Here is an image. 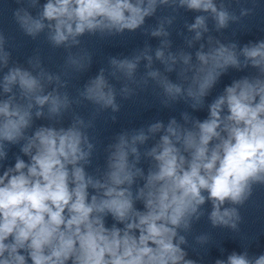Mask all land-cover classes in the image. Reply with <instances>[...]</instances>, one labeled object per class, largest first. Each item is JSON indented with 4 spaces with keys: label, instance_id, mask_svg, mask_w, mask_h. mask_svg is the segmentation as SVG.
Here are the masks:
<instances>
[{
    "label": "clouds",
    "instance_id": "1",
    "mask_svg": "<svg viewBox=\"0 0 264 264\" xmlns=\"http://www.w3.org/2000/svg\"><path fill=\"white\" fill-rule=\"evenodd\" d=\"M174 3L176 0H47L39 18L23 8L14 15L27 35L35 37L47 27L48 39L60 46L79 43L76 38L85 32L134 31L158 5ZM178 3L188 10L210 13L218 29L236 19L214 0ZM188 27L199 40L202 31H208L206 17L196 16ZM151 35L168 33L161 25ZM216 45L207 51L201 45L195 63L190 62L191 55H181L185 65L181 74L189 81L187 96L195 101L192 107L203 105L229 67L251 66L259 69V75L225 86L208 105V117L203 121L193 120L187 127L170 120L159 142L147 152L154 160L147 174L136 166L140 159L136 145L148 139L143 131L130 141L124 135L119 137L111 146L114 150L107 170L99 178L85 171L93 145L77 127L82 121L67 129L40 126L27 134L34 108L36 117L43 115L46 105L49 114H59L68 107V97L55 90L45 94L44 81L51 82L53 77L43 71L33 75L18 66L8 69L0 81L6 94L0 99V160L7 156V144L21 141L20 151L28 160L17 156L14 167L0 175V264H196L186 259L181 245L187 241L178 230H188L192 218L203 215L198 210L206 201L212 204L209 219L214 227L237 228L241 220L238 209L222 210V206L226 202L243 205L253 195V185L264 186V40L245 45L239 52L235 44L216 41ZM156 57L168 64L162 50L156 51ZM8 59L0 37V68L7 67ZM147 59L151 62L150 56ZM175 59L168 57L173 63ZM138 60L112 59L111 64L131 78ZM34 66H39L38 60ZM167 70H172L171 64ZM149 76L160 77L171 99L182 94L180 85L159 72L151 71ZM84 95L116 109L103 69ZM184 120L187 124V115ZM162 127L157 123L149 131L155 133ZM130 155L135 157L131 162ZM137 203L143 205L142 210ZM108 217L111 226H106ZM197 240L205 242L207 237ZM215 264H264V254L249 257L246 251H233Z\"/></svg>",
    "mask_w": 264,
    "mask_h": 264
},
{
    "label": "water",
    "instance_id": "2",
    "mask_svg": "<svg viewBox=\"0 0 264 264\" xmlns=\"http://www.w3.org/2000/svg\"><path fill=\"white\" fill-rule=\"evenodd\" d=\"M3 1L13 15L23 8L34 18H39L43 5L47 2L36 0L33 5L32 0ZM214 3L218 7L223 4L236 19L229 20L226 27L218 29L210 13L180 7L176 0L174 4L158 5L156 12L146 17L144 24L134 31L85 32L76 38L79 43L69 42L60 46L54 45L48 39L47 27L35 37H30L67 81L115 130L126 136L129 141L133 135L144 132L148 139L142 144L138 142L136 147L154 163L147 152L159 142L170 120L175 119L187 127L191 126L193 120L203 121L208 117V105L223 93L225 86L245 76L259 75V69L251 66L241 69L229 67L204 98L203 105L192 107L195 101L187 96L189 81L181 74L185 67L181 59L182 54L191 55L190 62L195 63V54L201 50V45L204 46L203 50L207 51L209 47L217 46L216 41H219L226 46L235 44L239 52L245 45L264 40V0H214ZM242 12L247 14L242 15ZM196 16H205L208 28L207 32L201 30L199 40L195 39V31H190L188 27L195 22ZM161 25L168 35H151V32ZM157 50L163 51L164 59L172 66L171 71L167 70L168 64L157 59ZM170 55L176 58L175 63L168 60ZM148 56L151 57V62L147 59ZM137 57L139 60L131 78L116 71L111 64L112 59L136 61ZM71 60L78 63L74 64ZM102 69L105 79L113 89L115 110L111 106L97 104L84 95L87 86ZM151 71H157L161 77L180 85L182 94L176 99H171L160 84V77L149 76ZM186 75L190 76V73ZM185 115L189 118L187 124L184 120ZM157 123L163 127L158 132H150V127ZM206 204L212 207L210 201H206ZM224 207H236L241 216L237 224L264 240V186L253 185V195L243 205L226 202L222 210Z\"/></svg>",
    "mask_w": 264,
    "mask_h": 264
}]
</instances>
